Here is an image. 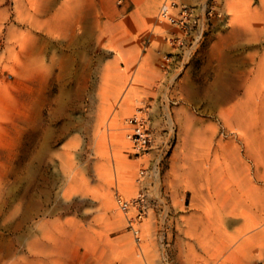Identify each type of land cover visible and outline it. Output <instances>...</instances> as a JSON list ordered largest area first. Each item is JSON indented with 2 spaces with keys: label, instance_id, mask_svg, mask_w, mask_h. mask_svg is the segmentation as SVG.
Masks as SVG:
<instances>
[{
  "label": "rangeland",
  "instance_id": "1",
  "mask_svg": "<svg viewBox=\"0 0 264 264\" xmlns=\"http://www.w3.org/2000/svg\"><path fill=\"white\" fill-rule=\"evenodd\" d=\"M163 2L0 0V264L264 260V0Z\"/></svg>",
  "mask_w": 264,
  "mask_h": 264
},
{
  "label": "built area",
  "instance_id": "2",
  "mask_svg": "<svg viewBox=\"0 0 264 264\" xmlns=\"http://www.w3.org/2000/svg\"><path fill=\"white\" fill-rule=\"evenodd\" d=\"M176 7H178L176 0H164L160 7L159 20L161 22H167L172 26L178 27L180 29H184L190 24L196 22L195 17L186 7H182L179 13L173 15V11L174 9H176ZM130 124H132V133L129 138L132 142V149L134 150L135 154H141L153 149L155 143L158 140L161 141V144L164 147L169 144L170 134L157 133L149 127L146 119L140 116H134L130 120ZM144 173V171L141 172L142 175H144ZM116 203L119 209L126 215L130 213L132 209H135L137 211L135 218L128 219V223L131 231L135 236V239L140 241L141 229L139 228V225L142 222V219L146 217L148 209L145 197L141 195L133 201H127L121 197H117ZM255 264H264V260H260Z\"/></svg>",
  "mask_w": 264,
  "mask_h": 264
},
{
  "label": "bare ground",
  "instance_id": "3",
  "mask_svg": "<svg viewBox=\"0 0 264 264\" xmlns=\"http://www.w3.org/2000/svg\"><path fill=\"white\" fill-rule=\"evenodd\" d=\"M226 94V93H225ZM238 119V118H237ZM114 207L112 206V203L108 202L107 204V210L113 211Z\"/></svg>",
  "mask_w": 264,
  "mask_h": 264
}]
</instances>
